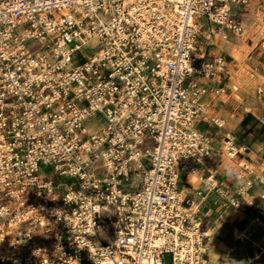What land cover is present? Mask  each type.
<instances>
[{"label": "built area", "instance_id": "1", "mask_svg": "<svg viewBox=\"0 0 264 264\" xmlns=\"http://www.w3.org/2000/svg\"><path fill=\"white\" fill-rule=\"evenodd\" d=\"M250 4L0 0V264H237L209 259L205 204L249 214L264 174L241 165L233 191L203 173L200 126L225 124L204 100L228 75L208 41L245 36ZM258 59L264 74L263 39ZM220 146L250 152L231 132Z\"/></svg>", "mask_w": 264, "mask_h": 264}, {"label": "crops", "instance_id": "2", "mask_svg": "<svg viewBox=\"0 0 264 264\" xmlns=\"http://www.w3.org/2000/svg\"><path fill=\"white\" fill-rule=\"evenodd\" d=\"M219 49L225 53L224 55L229 61L228 75L221 85L224 94L212 98L210 93L204 100L211 102L217 115L223 118L226 124L231 122L236 131L241 130L242 134H246V136L240 137V140L235 138L238 145H248L250 152L246 157L237 155L234 159L224 158L221 155L220 141L225 132L213 130L212 146L215 153L202 171L205 174H214L219 182L234 191L241 183L235 178V175L242 172L247 176L242 171L241 165L245 164L248 169L254 172L253 179L255 176L260 177L264 174L259 166L264 153V125L262 124L264 122V99L257 96L259 92H256V89L250 88L253 87L251 85L253 82L259 81L258 78L264 80V74L257 73L258 69L252 70L251 65L253 64L249 65L247 60L244 64L248 68L249 76L253 79L248 76L237 77L236 73L240 71V68H237V64L233 60L232 49L227 45H221L217 49L209 48V52L215 53ZM256 63L255 66L258 67L260 61L257 60ZM252 80L253 82H251ZM233 86L236 87L235 91L232 89ZM248 114L258 123L256 126L252 127L250 121L244 127L240 125ZM224 130L226 131V129ZM262 194H264V185L255 181L249 191V195L254 201V206L249 214L233 211L230 208L224 210L219 206V201L214 195L208 198L205 209L209 214L207 227L212 235L207 244L210 260L221 261L230 258L237 264H264V229L253 222L254 217L264 220V198L260 197ZM219 213L222 217L218 219L217 214Z\"/></svg>", "mask_w": 264, "mask_h": 264}, {"label": "rangeland", "instance_id": "3", "mask_svg": "<svg viewBox=\"0 0 264 264\" xmlns=\"http://www.w3.org/2000/svg\"><path fill=\"white\" fill-rule=\"evenodd\" d=\"M235 14L237 15V19L243 21L245 25V30H246V35L245 36H233L229 34L228 41L225 42L223 40H220L219 38H212L208 42L211 44L210 46L207 47V50L211 47H215L216 49L219 48L221 45H227L232 49V56L234 62L237 64V68H240V71L236 73L237 77H247L252 78L249 76L248 73V68L245 65L248 60L249 65H251V69L255 70L258 69L259 73V65L258 67L255 66L257 65V60L258 57V44L259 42L263 39L264 40V0H251L250 6H247L246 8L239 7L234 8ZM86 53V52H85ZM248 53V54H247ZM212 54H222L224 55L222 51H217ZM226 56V55H224ZM257 56V57H256ZM227 57V56H226ZM228 61V60H227ZM256 61V62H254ZM229 63V61H228ZM245 63V64H244ZM253 79V78H252ZM258 82H253L250 88L253 90L256 89V92H259L257 96H261L262 100L264 99V93H263V88H264V80L261 78H258ZM251 80V79H250ZM95 122L97 119L94 120ZM257 122L252 121L251 126L254 127L256 126ZM200 128L204 131H206L210 136L214 137V132L213 130L218 131L217 128L213 126H207V125H201ZM226 129V131L224 130ZM224 129H221V132H231L234 137L240 140V137L246 136V134H242L241 130L236 131L234 127L232 126L231 122H228L227 124H224ZM188 182L189 184H194L195 179L191 176L188 177ZM182 185V184H181ZM170 262V257H165V263Z\"/></svg>", "mask_w": 264, "mask_h": 264}, {"label": "trees", "instance_id": "4", "mask_svg": "<svg viewBox=\"0 0 264 264\" xmlns=\"http://www.w3.org/2000/svg\"><path fill=\"white\" fill-rule=\"evenodd\" d=\"M249 121H250V122L255 121V120L253 119V117H252L250 114H248V115H246V116L244 117V119L241 121L240 125H241L242 127H244L245 125L248 124Z\"/></svg>", "mask_w": 264, "mask_h": 264}, {"label": "bare ground", "instance_id": "5", "mask_svg": "<svg viewBox=\"0 0 264 264\" xmlns=\"http://www.w3.org/2000/svg\"><path fill=\"white\" fill-rule=\"evenodd\" d=\"M248 54V53H247Z\"/></svg>", "mask_w": 264, "mask_h": 264}]
</instances>
